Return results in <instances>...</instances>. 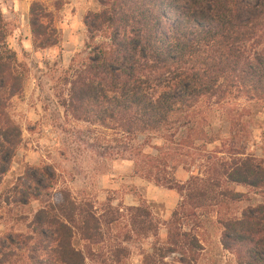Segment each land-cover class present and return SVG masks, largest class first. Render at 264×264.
Returning a JSON list of instances; mask_svg holds the SVG:
<instances>
[{
  "label": "trees",
  "instance_id": "trees-1",
  "mask_svg": "<svg viewBox=\"0 0 264 264\" xmlns=\"http://www.w3.org/2000/svg\"><path fill=\"white\" fill-rule=\"evenodd\" d=\"M99 5L85 16L89 55L62 78L69 84L62 104L76 120L129 135L156 133L175 147L147 157V165L135 164L139 175L183 193L166 243L144 259L145 264H171L164 260L169 253L193 252L199 246L191 230H182L185 225L201 227L210 206L230 209L241 200L232 186L264 190V167L248 157L213 163L208 174H192L184 183L169 170L176 167L170 161L180 148L201 139L195 136L199 104L239 98L264 101V0H99ZM51 17L39 3L31 6L36 48L59 43ZM6 38L0 10V182L22 141L9 106L21 94L25 76ZM24 176L25 182L12 188L20 197L18 205L40 202L53 187V174L46 168H33ZM127 211V239L130 233L137 238L156 235L147 205ZM224 211L218 217L223 247L239 264H264V204L240 216ZM121 215L111 204L99 211L91 201H77L59 190L53 201L34 212L27 233L8 231L0 237V264H86L75 239L86 243L88 257L95 259L91 248H102L107 231ZM23 217L16 214L14 219ZM110 247V257L119 262L124 248Z\"/></svg>",
  "mask_w": 264,
  "mask_h": 264
},
{
  "label": "rangeland",
  "instance_id": "rangeland-1",
  "mask_svg": "<svg viewBox=\"0 0 264 264\" xmlns=\"http://www.w3.org/2000/svg\"><path fill=\"white\" fill-rule=\"evenodd\" d=\"M34 3L52 15L51 24L60 39L57 45L43 49L34 46L29 20ZM99 7V0H0L7 46L25 69L22 92L11 99L9 106L11 117L21 129L22 141L0 182V237L8 231L27 233V223L39 206L53 201L57 191L65 190L77 201H91L94 209L100 211L111 204L122 214L107 231L102 248H91L99 258L88 257L87 244L75 239L86 264H145V257L166 243L172 214L183 193L139 175L135 164L142 161L147 165V157L171 152L175 147L156 133L129 135L76 120L62 104L69 89L62 78L72 65L85 61L89 55L85 16ZM197 111L200 113L195 119V136L201 139L191 147L180 148L170 161L176 164L173 169L169 166V170L177 181L184 183L192 174L202 177L209 173L213 163L220 161L231 163L248 157L264 167V101H212L199 104ZM36 167L53 174V187L40 202L18 205L20 197L12 188L25 182L26 171L31 173ZM232 189L242 197L230 209L210 206L201 217L203 226L183 227L182 230H191L198 248L193 252L183 249L169 253L165 261L239 264L235 254L222 245L219 212L223 215L226 210L232 216H240L245 210L264 204V190L244 185H234ZM140 205L148 206L156 223V235L137 238L130 233L127 239V208ZM16 214L24 219L15 220ZM115 244L124 248L119 262L110 257V246ZM30 246L28 243L23 248L26 254Z\"/></svg>",
  "mask_w": 264,
  "mask_h": 264
}]
</instances>
